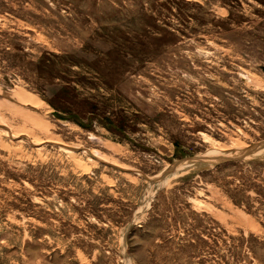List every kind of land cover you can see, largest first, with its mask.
Masks as SVG:
<instances>
[{"label": "rangeland", "instance_id": "374dc122", "mask_svg": "<svg viewBox=\"0 0 264 264\" xmlns=\"http://www.w3.org/2000/svg\"><path fill=\"white\" fill-rule=\"evenodd\" d=\"M0 264H264V0H0Z\"/></svg>", "mask_w": 264, "mask_h": 264}]
</instances>
